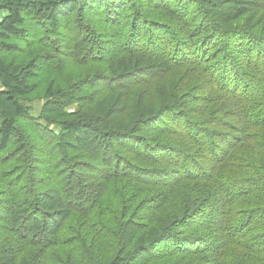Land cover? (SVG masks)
Instances as JSON below:
<instances>
[{
    "label": "trees",
    "instance_id": "1",
    "mask_svg": "<svg viewBox=\"0 0 264 264\" xmlns=\"http://www.w3.org/2000/svg\"><path fill=\"white\" fill-rule=\"evenodd\" d=\"M2 13L0 264H264V0Z\"/></svg>",
    "mask_w": 264,
    "mask_h": 264
},
{
    "label": "rangeland",
    "instance_id": "2",
    "mask_svg": "<svg viewBox=\"0 0 264 264\" xmlns=\"http://www.w3.org/2000/svg\"><path fill=\"white\" fill-rule=\"evenodd\" d=\"M41 109H42V106L41 105H37L35 110H34V114L38 116L41 113ZM68 110L71 113H73L75 111V109L73 107H69ZM111 201H113V204H111L110 201H108V199H107V207H109L110 209H113V207L118 205L119 201L117 199H112Z\"/></svg>",
    "mask_w": 264,
    "mask_h": 264
},
{
    "label": "built area",
    "instance_id": "3",
    "mask_svg": "<svg viewBox=\"0 0 264 264\" xmlns=\"http://www.w3.org/2000/svg\"><path fill=\"white\" fill-rule=\"evenodd\" d=\"M0 16H3V13H2V14H0ZM0 21H1V19H0Z\"/></svg>",
    "mask_w": 264,
    "mask_h": 264
}]
</instances>
